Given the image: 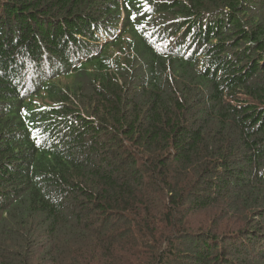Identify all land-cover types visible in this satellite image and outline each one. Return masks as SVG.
Masks as SVG:
<instances>
[{"label": "trees", "instance_id": "1", "mask_svg": "<svg viewBox=\"0 0 264 264\" xmlns=\"http://www.w3.org/2000/svg\"><path fill=\"white\" fill-rule=\"evenodd\" d=\"M0 264H264V0H0Z\"/></svg>", "mask_w": 264, "mask_h": 264}, {"label": "rangeland", "instance_id": "2", "mask_svg": "<svg viewBox=\"0 0 264 264\" xmlns=\"http://www.w3.org/2000/svg\"><path fill=\"white\" fill-rule=\"evenodd\" d=\"M211 214H213V213L210 212V213H207V215L202 213L201 215H198L197 218L198 219H204V217H206V216H207L206 218H208V216H210ZM233 222H234V220L232 218L227 220L228 225H231Z\"/></svg>", "mask_w": 264, "mask_h": 264}]
</instances>
